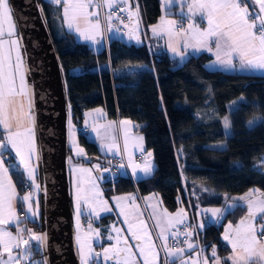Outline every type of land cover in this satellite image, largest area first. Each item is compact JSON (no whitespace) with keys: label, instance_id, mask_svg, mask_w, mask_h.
I'll use <instances>...</instances> for the list:
<instances>
[{"label":"trees","instance_id":"trees-1","mask_svg":"<svg viewBox=\"0 0 264 264\" xmlns=\"http://www.w3.org/2000/svg\"><path fill=\"white\" fill-rule=\"evenodd\" d=\"M37 3L59 60L79 144L90 158L103 156L80 129L85 112L101 108L109 120L129 119L139 126L146 151L153 154L156 164L143 187L157 194L167 210L183 205L194 215L198 209L222 206L226 198L251 189L264 192V170L258 167L264 158V76L208 71L205 63L212 58L208 54L179 64L165 49L151 50L146 37L162 16L160 0H132L141 14L142 42L113 40L99 53L70 33L56 36L53 4L47 0ZM225 118L230 122L227 129ZM7 154L4 159L11 162ZM116 162L121 163L101 160L116 173L102 184L105 198L137 195L135 182L121 174ZM21 174L11 171L19 190L31 191ZM38 181L43 185L42 170ZM40 206V221L23 220L20 225L27 224L34 232L46 230L43 191ZM244 215L245 210L238 208L222 224H208L199 234L200 242L207 250L214 246L219 256H226L230 250L221 240L223 225ZM111 220L115 217L100 219L104 234Z\"/></svg>","mask_w":264,"mask_h":264},{"label":"snow or ice","instance_id":"snow-or-ice-1","mask_svg":"<svg viewBox=\"0 0 264 264\" xmlns=\"http://www.w3.org/2000/svg\"><path fill=\"white\" fill-rule=\"evenodd\" d=\"M52 3L64 5L63 14L67 21L69 5L72 4V0H52ZM118 3L126 4L127 0H100V4L94 6H106L111 9ZM89 5H91V0H88V5L80 3V7ZM250 5L252 6L251 10ZM188 9L193 16L195 15L193 10H199L207 22V27L204 30L194 29L193 25L189 24L190 32L188 34L195 41L190 46L194 51L201 49L212 51L214 48L217 61L221 67L235 69L238 64L240 70L264 72V0H192L188 5ZM119 11L123 12L126 9L120 7ZM92 15H97V13L93 12ZM112 18L113 14L110 13L108 20L111 21ZM116 18L121 19L118 14ZM121 22H123L122 19ZM169 23L175 24L174 21ZM5 24L8 25L7 32L5 31ZM68 26L70 29L73 27L71 22H68ZM15 27L9 0H0V126H3L6 132L5 136H0V225L8 223L4 217L6 209L10 216L15 215L12 209V197L16 195L15 185L9 176L7 186L11 189V192L6 195L4 179L9 172V167L7 166L9 162L4 159L9 147L15 151L16 156L20 157V163L25 169L28 180L27 187L34 188L37 191L40 190L39 185H35V169L30 166L31 155L34 151V128L30 127L27 129L29 155L26 158L23 154L25 144L22 138L25 134L19 130H13L10 126L9 114L16 111L14 108L16 97L25 95L28 97L29 105V111L26 115L32 120L34 125V116L31 112L33 105L32 94L31 89L25 83V70L19 51V38H14L16 36ZM92 27L99 29V21L97 20L92 24ZM75 30L77 32L80 31L79 27ZM153 31L155 33V29ZM182 31V29L178 30L176 35H180ZM80 34L85 35L82 32ZM188 46L186 42L185 47ZM13 50H15V60H13L12 56ZM181 59H184L183 55ZM17 77L19 78V84H17ZM19 109L23 110V101H20ZM19 123L20 121L17 119V124L19 125ZM122 123L128 122L123 121ZM252 123L253 121H249L250 125ZM224 125L226 129L230 127V122L227 118H225ZM92 130L96 131L95 128ZM8 154L11 155L10 152ZM148 155H151V153ZM96 167L98 168L99 166L97 165ZM136 167L138 165H133L134 172ZM141 171L145 175H149L151 174V166L145 164ZM21 178L23 182L24 174H21ZM31 196L32 192L30 191L20 198L23 202L28 203L27 211L30 216L36 214L31 207ZM128 199L132 203L135 201L134 197H129ZM240 199L244 200L243 197ZM77 202V209H79V195L77 196ZM104 203L106 204L107 202L105 201ZM246 204L248 215L241 219L240 226L235 230V237L230 238L227 232L224 235V239L229 241L233 249V255L228 257L231 264H261V261H264V199L256 202L247 200ZM231 206L234 207L235 205ZM104 210L111 211L110 208H105ZM206 211L211 212L213 217H222L223 215L222 210L218 208L207 209ZM120 214L124 215L123 211ZM175 215L180 216V213L177 212ZM257 217H259L258 229L256 227ZM77 218H79V211H77ZM15 223L18 229V235L16 236L9 230L0 229V264H23L26 259L30 258V249L27 247L30 240L37 241L41 247L46 246V235H37L30 229H19L20 222L17 220ZM124 223L128 224L127 231L131 233V239L138 242L135 247L139 249V257L143 259V264H154L159 253L145 222L140 220L135 223L129 221L128 217L125 216ZM156 226H159V224L157 223ZM199 226L203 227L202 224ZM88 227L91 229V223H89ZM231 227L229 225V228ZM113 230L117 233L115 237L117 243L103 249V260L107 262L115 259V264H138V258L136 253L133 252V246L129 244L128 237L121 236L120 229L114 228ZM24 233L28 234V239H24ZM96 234L99 235L98 230ZM176 234L173 233V235ZM158 235L163 241L161 247L165 249L166 256L183 260L181 254L185 252V249L176 245L169 248L167 243L168 236L164 234L163 230ZM189 236H191V233L185 234V243H188ZM107 238L109 240L114 239L111 235ZM77 242L80 251L83 253L84 245L80 242L79 236H77ZM121 243H123V247L119 246ZM21 244L25 245L23 254L18 251ZM194 247L193 243H188L189 250ZM88 248L89 253L83 259V264H88V259L93 255L90 244ZM238 249L244 254H238ZM14 250L17 251L16 255H13ZM5 254H7L6 258ZM94 255L99 258L101 253L97 252ZM212 255L215 258L214 264H220V259L216 255L214 246ZM150 257L151 260L149 259ZM253 257L256 259H253ZM166 264H170V262L166 261ZM204 264H208L207 257L204 258Z\"/></svg>","mask_w":264,"mask_h":264},{"label":"crops","instance_id":"crops-1","mask_svg":"<svg viewBox=\"0 0 264 264\" xmlns=\"http://www.w3.org/2000/svg\"><path fill=\"white\" fill-rule=\"evenodd\" d=\"M50 3H52V0H47ZM161 1V8H162V16L159 19V21L151 26L148 31V36L146 37L148 46L151 50L158 51L165 49L171 56L175 57L179 64H183L191 57H198L202 54H208L212 56L211 60L205 63V68L208 71L211 72H221L226 74H242V75H255V76H264V72L260 71H248V70H240L238 64L235 69H228L226 67L219 66V62L217 61V57L215 55V49L213 48L212 51L201 49L199 51H194L193 48L190 46L191 44L195 43L193 39H191V36L188 34L190 32L189 30V24L193 25V28H199L200 30H204L207 27L206 19L203 17L201 12L199 10L194 9L195 15L193 16L192 13L189 12L188 5L192 2V0H160ZM84 3L85 5H88V0H72V4L69 5V14L67 17V21L63 14V7L64 5H57L55 3L53 4V27L54 32L56 36L62 37L65 35V33H70L74 36L75 40L79 43L87 45L89 48H91L95 53L102 52L109 43L113 40H117L126 44L130 43H140L143 41V24L141 20V14L137 7H135L132 4V0H127L126 4H117L118 5H125L126 6V14H127V32L116 29L114 27H109L108 29H105L101 22V16H100V9L99 7H95L94 5H97L96 0H91V5L87 7H80V3ZM115 6V7H116ZM9 7H10V1H9ZM105 10L109 12L111 9L115 8H107L106 6ZM11 8V7H10ZM173 9H175L173 11ZM252 9V6L250 5V10ZM93 12H96L97 15H92ZM107 14V21L110 23L112 22L108 20ZM12 19L15 23V34L16 37H19V31L18 27L14 18V15L12 13ZM99 21L100 27L99 29H96L92 27V24H94L96 21ZM170 21H174L175 24H170ZM68 22H71L73 27L70 29L68 26ZM79 27V32H77L75 29ZM155 29V33L153 31ZM183 30L180 35H176V32L178 30ZM8 25L5 24V31L7 32ZM84 33L85 35H81L80 33ZM89 37V38H85ZM188 43V47H185V43ZM7 47V45H6ZM22 51V50H21ZM184 56V59H181V56ZM13 60H15V50H13L12 53ZM22 58V57H21ZM234 62H236L234 60ZM26 74V71H25ZM25 83L26 85L31 89L30 87V81L28 80V77L25 75ZM17 84H19V78L17 77ZM20 101H23V110L21 111L19 109V103ZM15 112H10V126L13 130H19L20 132L24 133L25 135L22 137L24 140L25 147L23 148V153L26 151L28 154V137H27V129L28 128H34V151L32 153V160H37V139H36V125H35V114H34V106L32 105V115L34 116V125L32 123V120L28 118L26 115L29 111V105H28V97L20 96L16 97V104L14 105ZM17 119H19L20 123L17 124ZM129 119H122L120 120H109L106 117L105 112L101 108H95L89 111H86L84 114V120L81 126L80 131L83 133L84 129L83 126L89 125V127L96 128L98 125L105 124L106 128L110 131L112 129H115V124H118V121L122 123L123 121H127ZM107 123V124H106ZM127 124V123H125ZM91 129V130H92ZM90 130V131H91ZM93 131V130H92ZM6 132L3 126H0V136H5ZM87 137V136H86ZM91 139V141L95 142L98 147L99 144L94 140ZM127 140L129 144L132 143L131 137L127 135ZM139 146V147H138ZM135 148V147H134ZM137 152L135 154L137 157L140 156L143 151V148H145V142L142 141V144L140 146V142H137ZM135 148V149H136ZM142 149V150H141ZM131 150V147H130ZM8 152L11 153V155L7 154ZM7 154L9 158H11V162L7 164L9 167L8 174L4 177L5 179V190L6 195L11 192V189L7 186V179L10 176L12 183L15 185V192L16 195L12 197V209L15 215L10 216L7 209L4 212V217L8 221V223L0 225V229H6L13 233L14 236L17 235L15 230V221L17 218V214L19 212L25 214V220L27 221H33L32 219H29L27 216L26 211V202H23L20 198L24 195L28 194V192L23 193L17 185L15 184L11 171L12 170H19L21 169V163H20V157L16 156L15 151L12 150L10 147L8 149ZM34 152L35 155H34ZM139 153V154H138ZM151 153V152H148ZM72 154V153H71ZM70 154V155H71ZM152 157L153 154L151 153ZM36 158V160L34 159ZM127 157H134V154L132 156L126 155L123 153V160H120V164L123 165L120 168L123 170H126V168L131 173V178L133 181L140 180L141 186H142V200H139L137 195L132 194H123L114 196L109 201L113 202L114 198H117L115 203L111 202V214H108L109 216L115 217V220H111V223L105 227L106 233L103 235L108 239L107 237L109 235L117 234L113 229L117 228L120 229V226H123V229L125 231L126 227H128V224L124 223L125 216L128 217L129 221L138 223L140 220H143L145 224L148 227L149 233L151 234L153 238V242L156 246V249L159 253V256L156 261H154V264H166V261L170 262V264H179L182 260L178 258L168 257L166 256V251L163 247H161L163 241L161 238H159V233L161 230L164 231V234L168 236V246L171 248L173 245H176L178 247H181L185 249V252L181 255L183 256V260H186L188 262H191L195 259H200V263L204 264V258L208 257V264H213L215 261V258H210L209 253L212 250H207L204 245L199 240V234L205 229V227L208 224H216L220 225L225 220L226 216L236 211L238 208H243L245 210V215L241 218H239L237 221H227L223 225V231L221 234V240L223 244L229 247V254L226 256H219L218 250L216 252L217 257L220 259V264H231V261L228 260V257L233 255V249L232 245L229 243L228 240L224 239V235L227 232L230 238L235 237V230L240 226L241 219L245 218L248 215L247 211V200H252L253 202L259 201L261 199H264V192L259 193L261 191L257 190H250L247 193L243 195H239L238 197H232V198H226L225 202L222 206L219 207H206L198 209L197 212L192 215L191 212L186 208L185 206H180L175 211H169L167 210L162 203L161 198L155 194V193H149L147 192L143 187V180L148 175H145L138 167V169H135V172L130 168L128 165L129 162L127 160ZM147 157L144 159L146 160ZM143 160V161H144ZM119 162V161H118ZM139 162V161H138ZM138 162L136 161V164L138 165ZM125 163V164H124ZM142 164V163H141ZM141 166V165H138ZM151 166V165H150ZM144 167V165L142 166ZM120 171H122L120 169ZM154 171V170H153ZM22 172V171H21ZM32 190V188H31ZM134 197L135 201L132 203L128 198ZM243 197L244 200H241L240 198ZM120 198V199H119ZM228 202V203H227ZM119 205V206H117ZM231 205H235L234 207ZM221 209L223 212L222 217H213L211 212L206 211L207 209ZM121 211H123L124 215H121ZM200 211H203L202 213V219L201 221L199 219L198 214ZM179 212L180 216H176L175 214ZM154 214V215H153ZM98 214L99 217H101ZM102 218V217H101ZM100 218V219H101ZM201 221V222H200ZM205 221V222H204ZM210 221V222H207ZM212 221V222H211ZM259 217H257L256 220V227L259 228ZM203 222V223H202ZM157 223L159 226H156ZM247 223V221H246ZM203 224V227H200L199 225ZM229 225L232 227L229 228ZM24 226H27V224L22 225L21 229H24ZM99 226V225H98ZM101 230L103 231V227L99 226ZM98 227V231H99ZM25 229H30L32 232L33 229L27 226ZM126 232V231H125ZM122 231L120 232L121 235ZM127 233V232H126ZM173 233H177L176 235H173ZM191 233V236L188 237V243H193L195 247L191 250L188 248V243H185V234ZM127 235V234H126ZM259 235V233H258ZM129 236V235H128ZM137 242V241H136ZM23 246V251H24ZM36 253L40 251L41 255L42 252L40 249L33 248ZM203 249V251H201ZM217 249V248H216ZM200 251V253L198 252ZM198 253V255H197ZM17 251L14 250L13 255H16ZM238 254L243 255L244 253L238 249ZM7 254H5L6 258ZM151 260V257L149 258ZM253 259H256L253 257ZM141 262H143V259L141 258ZM24 264L27 263V259L24 261ZM30 264V263H29ZM43 264V263H41ZM261 264H264V261H261Z\"/></svg>","mask_w":264,"mask_h":264},{"label":"rangeland","instance_id":"rangeland-1","mask_svg":"<svg viewBox=\"0 0 264 264\" xmlns=\"http://www.w3.org/2000/svg\"><path fill=\"white\" fill-rule=\"evenodd\" d=\"M19 51L21 53L22 57V63L24 70L26 71V76L28 77V80L30 81V87H31V94H32V100H33V106H34V89H33V80L31 77L30 69L27 62L26 52L21 40V37L19 35ZM22 50V51H21ZM67 109V143L68 147L71 148L72 154L68 155L67 159V174H68V188H69V200H70V221L72 226V233H73V244L75 248L76 258L78 264H83V259L88 256L89 248L88 245H91V249L93 251V255L90 259H88V264H115V259L109 260L105 262L103 260V249L112 245H116V235H111L114 237V239L109 240L106 239V237L103 236V232L101 228L98 226V223L100 221L101 217L108 216V214H111L110 211H105V208L111 209V202L105 198L103 194V187L102 184L105 182V180L109 177L116 176V173L112 171V167H104L101 163V160L107 158L109 161H124L123 159V153L126 155L129 154V156H132L134 154L133 160L132 157H127V160L129 162V166L131 170H133V165H137L136 161L138 162V158L141 155H145L147 157L146 160L142 162H138L139 169L141 170L143 165L149 164L151 165V174L148 176L150 177L155 170L156 164L154 161V158L152 155H148L149 153L146 151V148H143L142 152L139 157L135 154L137 152V142H140V146L142 144V141H144L143 135L139 132V126L132 122L131 120H127V124L120 123L118 121V124H115V129L108 130L103 125H98L95 129L96 131H92V127H89V125L83 126L85 136L89 140H94L99 144V151L102 154L103 157L99 158H90L84 148L79 144L78 139V133L79 130L74 126L72 120H71V112L69 104L66 105ZM107 124V123H106ZM91 130V131H90ZM36 139H37V160L34 157L36 161L32 160V155L30 159V166L35 169V185H39L40 190L37 191L34 188H32V196H31V207L33 209V212L36 213L35 215H31L27 211L28 203H26V211L27 216L29 219L32 220H41L42 215V208L40 206V194L41 191H43V185L42 183H39L38 181V175L41 173V153H40V146H39V140H38V134L36 129ZM127 135L131 137L132 143L129 144L127 140ZM142 138V139H141ZM114 145V146H113ZM131 147V150H130ZM136 149H135V148ZM139 147V146H138ZM36 152H34L35 155ZM138 153V154H139ZM24 156L27 158L29 154L24 151ZM93 160V161H92ZM142 163V164H141ZM125 164V163H124ZM99 166L98 168L96 166ZM116 165H121L120 163L116 162ZM136 167V169H138ZM264 170V158L260 162L259 166ZM22 174H24L25 181L27 180L26 172L21 164ZM121 174L122 175H129L131 177V173L126 168V170H123L121 168ZM134 181L136 184V187L141 192L142 186L140 183V180ZM251 190H257V189H251ZM258 191V190H257ZM30 192V191H29ZM262 193V192H259ZM79 195V209H77V196ZM238 197V196H235ZM120 199V198H119ZM117 198H114L112 203H115ZM107 202L106 204L104 202ZM38 202V206H37ZM228 203V202H227ZM77 211H79V218H77ZM98 214L101 217H99ZM202 213L203 211H200L198 214L199 219L203 221L202 219ZM200 221V222H201ZM205 222V221H204ZM210 222V221H207ZM212 222V221H211ZM89 223H91L92 227L91 229L88 227ZM203 223V222H202ZM203 225V224H202ZM22 226V225H21ZM204 226V225H203ZM27 226H24V229ZM99 227V235H97V230ZM122 231L121 236L128 237L129 244L133 246V252L136 253V256L138 258V264H143L141 262V258L139 257V249L135 247V245L138 243L131 239V233L127 231L128 227H126L125 232L123 229V226L119 227ZM37 235L44 234L47 237V231L42 230L40 232H34ZM127 234V235H126ZM129 235V236H128ZM24 236L28 239V234L24 233ZM77 236L80 237V242L84 245L83 253L79 249V245L77 242ZM25 248V245L22 244ZM37 247V249H40L42 252V255L39 257H36V251L33 249ZM120 247H123V243L119 245ZM30 249V258L27 259V263L29 264H50V258H49V248L46 241V246L41 247L39 246L38 242L35 240H30L29 244L27 246ZM215 251L217 252V249L215 247ZM101 253V256L97 258L94 253ZM200 253V251H198ZM23 254V250H22ZM210 258H214L212 255V250L209 253ZM208 258V257H207ZM201 264L200 259H195L191 262H188L186 260H182L179 264ZM214 264V263H213Z\"/></svg>","mask_w":264,"mask_h":264},{"label":"water","instance_id":"water-1","mask_svg":"<svg viewBox=\"0 0 264 264\" xmlns=\"http://www.w3.org/2000/svg\"><path fill=\"white\" fill-rule=\"evenodd\" d=\"M9 1L33 80L50 264H78L70 221L67 101L61 67L37 0Z\"/></svg>","mask_w":264,"mask_h":264},{"label":"built area","instance_id":"built-area-1","mask_svg":"<svg viewBox=\"0 0 264 264\" xmlns=\"http://www.w3.org/2000/svg\"><path fill=\"white\" fill-rule=\"evenodd\" d=\"M96 2H97V4H100V0H96ZM120 7H124V6H122V5H120V6H117V7H115V8H113V9H111L109 12H107L106 10H105V7L104 6H100L99 7V9H100V16H101V22H102V25H103V27L105 28V29H108L109 27H114V28H116V29H120V30H123V31H125V32H127V29H128V27H127V15H126V13H125V11H123V12H121V11H119V8ZM125 8V7H124ZM113 14V20H112V22H108L107 21V14ZM118 14V16L123 20V22H121V19H117L116 18V15ZM145 158V155H141L139 158H138V161H141L142 159H144ZM137 197L140 199V200H142V194H141V192L138 190V188H137ZM19 221L20 222V224H21V222L23 221V220H25V214H23V213H21V212H19L18 214H17V218H16V221ZM19 224V229H21V225ZM15 230H16V233H17V235H18V229H17V227H16V223H15ZM24 239H27V237L26 236H24ZM19 251V253L20 254H22V244H21V246H20V249L18 250ZM23 264H24V262H23Z\"/></svg>","mask_w":264,"mask_h":264}]
</instances>
